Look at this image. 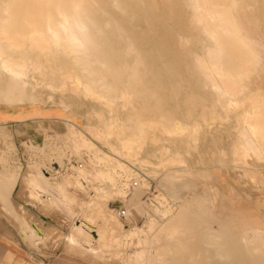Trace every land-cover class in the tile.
I'll use <instances>...</instances> for the list:
<instances>
[{
  "label": "rangeland",
  "instance_id": "obj_1",
  "mask_svg": "<svg viewBox=\"0 0 264 264\" xmlns=\"http://www.w3.org/2000/svg\"><path fill=\"white\" fill-rule=\"evenodd\" d=\"M221 1L229 8L239 36L249 39L258 53L245 73L234 76L212 75L200 66L199 60L211 59L220 29L214 28L217 34L213 35L195 22L197 0H100L94 4L98 25L91 31L102 40L100 49L113 70L102 75L100 86L109 102L83 89L52 87L46 83L50 77L31 65L20 72L16 63L20 53L0 57V103L19 96L57 106L67 125L64 133L48 141L49 149L26 143L17 147L11 133L0 126V245L41 264H150V257L155 264L160 255L175 264H225L220 250H213L219 249L223 234H245L256 226L264 229V153L257 154L243 143L246 130H253L244 116L253 113L257 98L264 99V0ZM1 18L0 13V22ZM25 59L28 64L30 58ZM38 61L47 71L51 65L60 66L58 59L43 56ZM5 63L10 67H4ZM151 121L171 128L146 127L136 154L123 152L117 132ZM94 126L109 130V135L97 134ZM85 139L94 144L84 146ZM91 161V168L81 174ZM46 172L58 178L81 176V187L68 185L65 191L80 198L94 224L127 230L130 234L119 239L120 246L99 249L95 256L84 252L85 247L68 243L73 247L67 249L65 240L54 241L72 229L73 221L65 209L48 210L46 200L25 186L28 180L47 182ZM109 192L111 196L105 197ZM115 201L124 204L128 215L138 212L137 229L128 216L113 211ZM13 210L50 225L49 238L27 245L22 239L26 228H16ZM9 236L11 240L4 239ZM143 241L149 244L147 258L136 259Z\"/></svg>",
  "mask_w": 264,
  "mask_h": 264
},
{
  "label": "bare ground",
  "instance_id": "obj_2",
  "mask_svg": "<svg viewBox=\"0 0 264 264\" xmlns=\"http://www.w3.org/2000/svg\"><path fill=\"white\" fill-rule=\"evenodd\" d=\"M98 2H100V0H0V13L1 15H3V18H1L2 20L0 22V57H2L3 54L6 53H10V54L13 52L20 53L21 58L16 62L20 68V72L23 73L24 71H27V69L30 67L29 65H31V67H33L34 69H38L45 77L47 78L50 77L48 78V82L46 83H48L52 87L60 86L62 90H71L73 92H79L81 89H83L87 94L93 97L103 98L107 102H109V97L105 94L104 90L100 89V86L102 85L101 82L102 75L104 73L113 72V70L108 65L109 64L107 62L109 59L108 55L100 49L101 46L103 45L102 40H100L99 37L94 35L91 31L92 27L98 25L97 22L95 21L96 18L94 17V8H93L94 4ZM196 5L197 7H196L195 22L199 23V25L201 24L213 35L217 34L215 33L214 28L218 27L220 29L219 32L220 34L216 36L215 39L216 48L212 46L215 49L211 52V56H210L211 59L205 62L202 61L203 59L199 60L200 66H202L205 70H208L212 75H219V77H223V76L230 77V76H234L235 74L237 75V74L245 73L249 65L255 62L256 54L258 53H255L252 42L249 39H242L239 36L238 26L236 25V23L231 21L228 15L229 8L225 5L224 1L222 2L221 0H197ZM257 40L259 41V39ZM104 42L106 43V40ZM79 51H81V53H79ZM43 56L46 58V60H50V61L52 60L56 61L58 59L60 62V66L51 65L49 71H47L46 65L40 64L38 61ZM28 57L30 58V62L27 64L25 62L26 61L25 58ZM4 67L9 68L10 65L5 63ZM219 69L224 71V73L219 71ZM136 70L137 69L135 68L134 71L135 78L137 77ZM12 71L14 70L12 69ZM15 72L18 73V71ZM104 83L106 82L104 81ZM232 103H234L233 100ZM6 104L8 106L14 107L18 105L35 104V102L29 101L24 97L22 98L19 96H14ZM234 106L238 107L239 104H236ZM252 106H253V113L246 112L244 118L250 123L249 125L252 127L253 130L252 132L246 130L245 142L243 143H245L253 151H256L257 154L258 152L264 153V99L259 100V98H257L252 103ZM245 122L246 121H244V123ZM146 127L160 129V130H164V129L170 130L171 128L170 126L162 124L161 122L158 121H151L150 123L141 122L135 128H130V129H126L125 127H122L119 130V132H117L120 149L123 152L131 155L136 154L137 149L143 144L145 140ZM94 131L97 134L104 137H106L110 133L109 130L101 129V128L94 129ZM93 144L94 143H91L88 139L83 140L84 146H89ZM240 146L239 149H241ZM92 163H93L92 161L89 162L86 169L80 170V173L83 174L85 170L90 169ZM76 166L81 168L83 164H77ZM46 173L47 175L45 176L47 177L46 179L48 180L47 182L41 180L40 181L28 180L25 181L26 183L25 186H27L26 188H29L30 191L33 194H35L38 199L44 201L46 200L44 206L48 207V210L49 209L54 210L57 208L65 209L67 212V216L73 221L72 229L64 233L63 237H59L57 233L58 237H56L54 241L57 242L60 240L63 241L65 240V243L67 244L69 243L71 245H76L78 247L79 246L85 247L84 252L93 253L94 255L99 253L98 251L99 249H104L106 247L108 248L111 247V249L116 248L118 244L120 246L119 239L126 238L130 233H128V231L125 229H115L114 224H110V227L105 226V228H102L103 226L100 227L101 225L99 226L97 224H94L89 219L86 210H84L81 207L82 203H80L81 202L80 198H78L76 195L71 194L70 192L68 193L65 191L68 185H76V187L78 188L81 187L82 184L80 181L81 176L76 177L74 175L68 174L64 177L58 178L49 175L48 172ZM254 173L255 172H253V174ZM110 193L111 192H109L108 194L104 193V196L110 197L111 196ZM91 196L93 197V195ZM100 201L102 203V200ZM105 202L107 201L105 200ZM42 204L44 203L42 202ZM113 204H114L113 208L110 206L113 209V211L121 210V208L124 205L120 201H115V203ZM11 209L12 208H10V210ZM97 209H95V211ZM13 211H14V217L10 213L8 212L7 213L14 218L15 224L18 228L19 227L21 229L26 228L25 234L22 233L23 235L22 237L24 241L27 243V245H31L36 241L38 242L39 240L42 241L43 239L49 238L50 236L49 234L51 233L50 231L53 230L50 225L47 226L41 224L37 220L36 221L28 220L19 211L17 210H13ZM98 212L100 213V211ZM134 212L131 213L130 210L131 214L127 215L129 217L127 218L134 221L133 223L135 225V229H137L136 226H137V221L139 219L138 217L139 215H137L138 212L137 214L136 212L135 213ZM134 214H136L137 216ZM100 217L101 216H99V218ZM101 220H103V218ZM125 225L126 224H123V226ZM84 236H87V238H85ZM82 238L84 239L82 240ZM69 244L67 245V249ZM148 249H149L148 242L143 241L141 243L139 252H137L138 256L136 257V259H140V257L147 258L146 253L148 252ZM217 249L218 248H216L215 246L213 250L215 252L220 250L222 257L225 260V264H264V229L262 227L256 226L254 229L246 232L245 234H241V233L237 235L233 233H228L225 235L223 234L221 236L220 247L218 250ZM75 250L76 249H74V251ZM160 256L156 258L158 261L155 264H175L172 262H168L166 258H162ZM114 260L115 259L113 258V261ZM148 260L150 261V264H153V260H154L153 258L150 257L148 258ZM26 263L28 262L26 261ZM191 264H198V262H194Z\"/></svg>",
  "mask_w": 264,
  "mask_h": 264
},
{
  "label": "crops",
  "instance_id": "obj_3",
  "mask_svg": "<svg viewBox=\"0 0 264 264\" xmlns=\"http://www.w3.org/2000/svg\"><path fill=\"white\" fill-rule=\"evenodd\" d=\"M1 125H4L5 130L11 133L17 147H21L23 143H26L27 145H33L34 148L49 149L50 146L48 145V141H50L53 136L62 134L66 131V126L63 123L62 111H60L57 106H45L41 104H27L13 107L0 103V126ZM26 153L29 155L30 151H26ZM25 206H28L27 208L30 211H35L31 204H25ZM6 207L2 208V210ZM9 227L13 226L10 225ZM16 228L19 230L17 226ZM7 237L4 239L7 241L11 240L10 236L9 238ZM26 261L29 264H41V261L36 263L19 256V252L15 251L13 248L0 245V264H28Z\"/></svg>",
  "mask_w": 264,
  "mask_h": 264
},
{
  "label": "built area",
  "instance_id": "obj_4",
  "mask_svg": "<svg viewBox=\"0 0 264 264\" xmlns=\"http://www.w3.org/2000/svg\"><path fill=\"white\" fill-rule=\"evenodd\" d=\"M136 185V183H135ZM120 215L123 216V217H126L128 215V210L126 208H121L120 210Z\"/></svg>",
  "mask_w": 264,
  "mask_h": 264
}]
</instances>
